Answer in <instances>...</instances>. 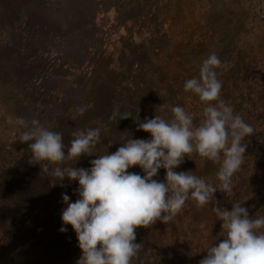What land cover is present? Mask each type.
<instances>
[{
  "label": "rangeland",
  "instance_id": "rangeland-1",
  "mask_svg": "<svg viewBox=\"0 0 264 264\" xmlns=\"http://www.w3.org/2000/svg\"><path fill=\"white\" fill-rule=\"evenodd\" d=\"M100 1L61 0L60 5L68 9L59 13L53 10L56 0L48 4L44 0L34 9L36 16L25 26L20 27L22 22L18 21L10 27V20L0 26V46L2 41L14 39V46L9 49L18 56L23 54L19 65L25 66V59L26 62L34 59L36 67L32 72L23 67L21 70L10 59L11 73L3 76L0 69V264H76L82 255L74 229L61 219L66 207L62 193L75 202L79 197L74 184L79 187L78 181L65 178L62 190L46 189L38 193L33 204L16 205L18 193L14 188H33L40 180L51 186V180L45 179L44 173L33 176L27 173L29 166L41 167L31 159L28 144L19 141V127L9 125L7 119L35 118L60 133L96 126L106 131L107 124L114 126L113 131H127L123 120L118 124L109 119L104 121L100 110L89 109L84 114L86 125L73 120L81 98L69 99L62 87L71 88L74 83L68 82L81 79L93 68H98L99 77L112 70L110 65H116L118 73L122 68L126 70L127 74L120 76L136 82L151 76L167 59L184 71L172 76L180 91L187 72L200 69L202 61L212 52L218 54L225 62L217 70L222 93L223 89L229 92L234 111L254 128V134L245 138L248 143L244 163L233 176L239 191L248 190L237 202L248 209L250 216H255L254 210L264 212V0ZM79 24H82L80 32L75 30ZM69 53L73 55L71 59L76 55L86 57L81 67L67 60L69 72L78 75L67 74L62 69L65 64L61 55ZM73 86L75 89L76 85ZM109 103L111 100L107 99L105 105ZM195 113L202 115L203 110ZM130 121L134 122V117ZM115 151L116 146L108 147L102 137L94 155L82 156L77 163L66 161L62 167L90 168V161L98 158L97 155ZM158 174V180L164 181L166 170L160 169ZM215 177L207 181L212 183ZM46 193L52 197L51 201ZM188 202L173 221L150 225L154 238L168 249L176 248L185 239L190 243L186 235L189 231L210 229L215 233L214 244L223 240L222 221L213 211L215 205L197 208L194 201ZM61 227L67 231L61 232ZM145 228L136 229L135 242L143 247L133 264H153L157 256L166 261L155 250L147 261L144 253L154 246ZM193 249L196 253L198 247L193 245ZM200 260L192 254L194 263L199 264Z\"/></svg>",
  "mask_w": 264,
  "mask_h": 264
},
{
  "label": "clouds",
  "instance_id": "clouds-1",
  "mask_svg": "<svg viewBox=\"0 0 264 264\" xmlns=\"http://www.w3.org/2000/svg\"><path fill=\"white\" fill-rule=\"evenodd\" d=\"M224 66L225 62L212 52L202 61L199 76L184 83V91L195 94L205 104L198 125L194 124L193 114L179 104L170 106L171 119L155 115L141 121L136 114L138 130L150 133L151 138L127 137L115 152L92 159L90 168L62 165L94 155L102 142L101 127L73 131L66 145L62 133L50 130L38 119H7L9 125L19 127V141L28 144L31 159L51 177L52 187L57 181L64 187L65 178L79 182L75 202L62 193L66 207L61 213L63 224L74 229L82 251L76 264H133L143 247L135 242L136 229L157 221L168 224L189 200L197 208L214 203L213 211L222 221L224 233V239L209 247L199 264H264V215L250 216L240 202L228 210L215 196L217 191L232 193L233 176L244 163L245 138L254 134V128L222 98L217 70ZM91 107L78 106L73 120ZM132 116L133 112H121L119 106H114L109 120L118 124ZM112 143L109 140L108 147ZM193 153L218 165V185L192 171H176ZM135 166L143 170V176L128 171ZM162 168L166 170L165 180L154 179ZM60 231L67 229L61 227Z\"/></svg>",
  "mask_w": 264,
  "mask_h": 264
},
{
  "label": "trees",
  "instance_id": "trees-1",
  "mask_svg": "<svg viewBox=\"0 0 264 264\" xmlns=\"http://www.w3.org/2000/svg\"><path fill=\"white\" fill-rule=\"evenodd\" d=\"M44 0H0V26H5L7 23V20L11 21L10 27L13 26V22H22L20 25L25 26V23H29L32 19L36 16V14L33 15L34 9L37 8V6L43 2ZM58 3L53 4V10L64 12L67 11L68 7L64 6L62 7L60 5L61 0H56ZM79 2L83 3L87 0H78ZM45 2L51 3L52 0H45ZM102 2V0L100 1ZM160 2V0H156V3ZM81 5V4H80ZM78 5V6H80ZM100 5V3H99ZM30 7V8H29ZM160 15L158 14L157 17ZM37 18V17H36ZM80 18V17H79ZM81 25H77L75 28L76 31L80 32ZM9 28V27H8ZM79 32L77 33V36H79ZM26 38V37H25ZM28 40V39H27ZM30 41V40H29ZM3 43L0 46V69L3 70V76L7 73H11V69L9 68V65L13 66L12 62H10V59L15 61L16 65L22 70L25 71H34L36 69L35 66H33L35 60H29V62H26V59L24 60L25 66H20L19 64L22 62V56L23 54H19L20 56L13 54L11 50L9 49L11 46H14V39L8 38L5 41H2ZM41 48V47H40ZM41 51V50H40ZM164 53V52H163ZM26 54V53H24ZM162 54V53H161ZM159 55L160 58L163 55ZM22 55V56H21ZM62 61L64 62L65 66L63 71L67 74H70L69 67L67 66V60L74 61L73 64L75 66H83L85 63L84 56H77L75 59H71L70 56H73L72 54H63ZM38 57H42V53H38ZM28 58V57H26ZM167 60L163 63V65L160 66V68L156 69L154 73L151 74V76L147 75L144 77L142 81H136L130 80L127 78H123L122 76H125L126 70L121 69V71L118 73V69L116 70V65L112 67V65L109 66V69H112L109 72H106V76H96V70L98 68H93L90 72H85L81 79H78L74 82H68V84L76 85V88L74 89L73 85H71V88L62 87L64 92L67 96L70 98H81L80 100V106L82 105H92L90 109L92 110H100L102 111V118L104 121H107L106 119H109V116L112 114L114 106H119L121 112H133V116L135 118L136 114H139V118L141 121L147 118H154L155 115H160L165 119H171L172 114L170 111V106L173 105H181L186 108V110L190 113H194V124H199L200 120L202 119V115H199L197 112H201L203 108L205 107V104L202 103L199 100V97L191 92H185L184 91V84L180 91L177 90L176 84L172 81V76L178 72L180 74H183V70L178 69L176 66L172 64V61ZM11 63V64H8ZM7 70V71H6ZM23 73V72H22ZM74 73V72H73ZM71 73V74H73ZM161 73L165 75H161ZM78 75V73H74ZM73 74V75H74ZM184 77V82L187 79H190L194 76H199V69H193L191 73H186ZM122 75V76H120ZM120 76V77H119ZM109 77V78H108ZM2 77L0 76V79ZM54 79V76L52 75L51 79ZM106 78H108L109 81H106ZM89 83V87H88ZM175 84V85H174ZM73 88V89H72ZM225 89H223L222 98L227 104H231L230 102V94ZM107 99L111 100L108 106L105 105V101ZM203 106V108H201ZM200 109V110H199ZM199 116H195V115ZM128 119H122L124 121V125L127 128V131H113L114 126H109L107 124L106 131L105 128H103L104 131H102L101 135L103 137V140L105 143L109 144V140L112 141V145L114 144L116 146V150L121 146L120 142H124V139L127 137H131L133 139H150L151 134L148 132H145L143 130H138L137 123L131 122V118ZM86 117L83 116H76V120L78 124L83 123L86 125ZM128 120V121H127ZM135 120V119H134ZM110 121V120H109ZM127 121V122H126ZM88 125V123H87ZM97 127V126H96ZM73 132V131H72ZM71 131L63 132V138L64 143L66 145L70 144L71 139L73 138L71 136ZM245 143L248 142L245 140ZM36 166H29L27 168V173L33 176L35 173L38 175H41V168H37ZM162 171H165V169H161ZM129 172L138 173L140 175H144L143 170L139 166L132 167L128 169ZM177 172H188L192 171L194 175L204 177L206 180H209V178H212L216 175V172L218 171V165L213 164L211 161H208L205 158H201L198 154L193 153L191 157H185L184 163H182L178 168H176ZM47 176L45 179H50L51 177L48 174H45ZM160 175L157 174V177H154V179H158ZM57 185L55 187H52L50 185H46V182L44 180H40L39 183H37L33 188H27V186H22L21 188H14V191L17 194L18 200H16V205L18 207H21V205L25 206L26 204H33L36 202V197L39 195L38 193L43 192L44 190H49L50 188L62 190L63 187L60 186V182L57 181ZM215 185H218L220 182L215 179L212 182ZM234 188L231 194H224L219 191L215 193L216 200L219 202L221 207L227 208L228 210H231L233 207V203L243 199L247 194L248 190L242 189L241 191L238 190V187L236 186L235 181L233 180ZM77 189V184H74ZM49 187V188H48ZM47 199L52 200V197L46 193ZM59 198V197H58ZM191 201V200H189ZM189 204V202H186V206ZM210 205H215L214 203H210ZM34 206V205H33ZM185 207V206H184ZM207 208L206 206H204ZM34 208V207H32ZM214 208V207H213ZM255 215H264V212L256 211L254 210ZM191 225V223H190ZM146 233L148 234V237L150 240H152L151 245H153V249H149V251L144 253V256H147V261L149 258V254L152 256V252L157 251L159 254H163L164 257H166V261H164L162 258L157 256V259L153 261V264H196L192 261V254H196L198 256V259H203L207 256V249L211 247L214 243L213 240L215 239V233L211 232L210 229H204L203 231H192L186 233V235H189V240H184L185 242H182V245L176 248H167L165 244L159 243L160 241H157L153 233V227L150 225L145 228ZM206 232V233H205ZM191 237V238H190ZM217 238V237H216ZM168 241V239H166ZM186 241L188 244H186ZM198 241V242H197ZM195 243V244H194ZM198 243V244H196ZM180 244V243H178ZM172 245V244H171ZM193 245L198 247L197 252H194ZM165 246V247H164ZM177 246V245H174ZM151 250V251H150ZM199 250V251H198ZM160 258V259H158Z\"/></svg>",
  "mask_w": 264,
  "mask_h": 264
}]
</instances>
